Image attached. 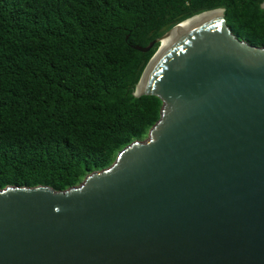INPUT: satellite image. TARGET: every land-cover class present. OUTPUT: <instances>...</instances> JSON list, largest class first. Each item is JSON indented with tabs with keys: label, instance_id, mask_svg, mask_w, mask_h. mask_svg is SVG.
Returning a JSON list of instances; mask_svg holds the SVG:
<instances>
[{
	"label": "water",
	"instance_id": "water-1",
	"mask_svg": "<svg viewBox=\"0 0 264 264\" xmlns=\"http://www.w3.org/2000/svg\"><path fill=\"white\" fill-rule=\"evenodd\" d=\"M155 43L133 90L162 102L145 138L65 190L0 188V264H264V45L223 8L129 46Z\"/></svg>",
	"mask_w": 264,
	"mask_h": 264
},
{
	"label": "trees",
	"instance_id": "trees-1",
	"mask_svg": "<svg viewBox=\"0 0 264 264\" xmlns=\"http://www.w3.org/2000/svg\"><path fill=\"white\" fill-rule=\"evenodd\" d=\"M261 1L0 0V188L65 190L108 167L162 104L133 95L157 43L129 44L223 8L235 36L264 45Z\"/></svg>",
	"mask_w": 264,
	"mask_h": 264
},
{
	"label": "bare ground",
	"instance_id": "bare-ground-1",
	"mask_svg": "<svg viewBox=\"0 0 264 264\" xmlns=\"http://www.w3.org/2000/svg\"><path fill=\"white\" fill-rule=\"evenodd\" d=\"M218 10L214 12H207L200 15L195 16L193 19L187 20L181 25H179L176 29L171 30L170 32L166 33L160 39V45L157 50V53L154 55L152 61L157 58L161 52L165 49L172 47L174 44L179 42L180 38L185 36L186 33L194 28L195 25L201 23L202 21L213 17L214 15L218 14ZM151 61V62H152Z\"/></svg>",
	"mask_w": 264,
	"mask_h": 264
}]
</instances>
